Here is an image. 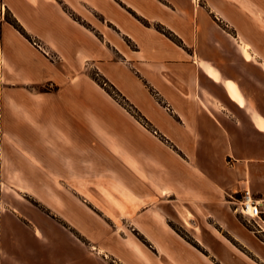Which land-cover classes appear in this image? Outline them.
<instances>
[{
  "label": "crops",
  "instance_id": "1",
  "mask_svg": "<svg viewBox=\"0 0 264 264\" xmlns=\"http://www.w3.org/2000/svg\"><path fill=\"white\" fill-rule=\"evenodd\" d=\"M200 1L3 0L0 139L30 141L26 172L58 227L9 233L41 238L43 259L14 258L0 229V264H264L230 204L247 190L264 205V0ZM66 9L101 13L107 42Z\"/></svg>",
  "mask_w": 264,
  "mask_h": 264
},
{
  "label": "rangeland",
  "instance_id": "2",
  "mask_svg": "<svg viewBox=\"0 0 264 264\" xmlns=\"http://www.w3.org/2000/svg\"><path fill=\"white\" fill-rule=\"evenodd\" d=\"M195 4L201 5L200 0H194ZM67 13H69L73 20L78 21L83 26L94 32V34L101 40H104L105 35L108 30L103 28L101 23L106 22L105 17L99 12H92L89 9L85 10V17L83 18L78 13L66 9ZM133 17L141 23L143 26H149V23L145 20L140 19L139 17L133 15ZM108 28V26L105 24ZM21 27V26H20ZM22 28V27H21ZM158 28V29H157ZM155 29L164 34L168 33L173 37V41L177 44H181V42L177 39L173 33L164 27L157 25ZM104 31L101 33V31ZM162 32H161V31ZM24 31V30H23ZM25 32V31H24ZM166 37L170 38L166 34ZM107 42L106 40H104ZM127 41L126 39L124 40ZM127 43V42H126ZM91 73H97L95 71H91ZM98 78V77H97ZM100 79V78H99ZM102 88V87H101ZM115 88V87H114ZM103 89V88H102ZM116 89V88H115ZM104 90V89H103ZM117 90V89H116ZM105 91V90H104ZM118 91V90H117ZM120 93V92H119ZM122 95V94H121ZM123 96V95H122ZM124 97V96H123ZM30 141H27L24 137H18L17 139H0V154H1V171H0V210L3 213L16 211L24 215L25 218H29L30 222L26 219H22L20 217H6L4 216L2 222L0 224L1 229V240L2 245L6 246L9 243V240H12L9 236L11 230H23L26 227L31 229H37L44 231L47 228H55L58 227L57 222L47 220V209L44 208L42 200L45 195H47L48 189H44L41 187L34 186L30 183V177L26 172V166L28 164V156L26 155L28 151L31 149ZM12 167L14 170L9 171V168ZM9 183L15 184L16 187L10 186ZM57 189H55L56 191ZM58 204H53V210L56 211ZM238 219L245 225L248 229L253 230L252 226L246 222L244 218H242L239 214H237ZM20 218V219H19ZM17 221V222H16ZM15 239L14 243L18 244L19 248L15 251V257L17 259H43L48 258V256H43L41 253V249L45 244H43L41 238L37 236H28L26 237L23 234L25 239H20L21 232L14 233ZM261 238L264 240L262 234ZM27 242V243H26ZM23 245L30 246L34 249L39 250L38 255H32L30 252L20 249V246ZM7 257L3 254L0 259H6ZM83 258V256H82Z\"/></svg>",
  "mask_w": 264,
  "mask_h": 264
},
{
  "label": "built area",
  "instance_id": "3",
  "mask_svg": "<svg viewBox=\"0 0 264 264\" xmlns=\"http://www.w3.org/2000/svg\"><path fill=\"white\" fill-rule=\"evenodd\" d=\"M7 16V9L3 0H0V22ZM35 45H38L33 41ZM103 86L106 84L103 82ZM230 204L233 206V211L239 214L250 224L257 234H262L264 237V205L261 200H257L249 191L245 190L240 197L232 198Z\"/></svg>",
  "mask_w": 264,
  "mask_h": 264
},
{
  "label": "trees",
  "instance_id": "4",
  "mask_svg": "<svg viewBox=\"0 0 264 264\" xmlns=\"http://www.w3.org/2000/svg\"><path fill=\"white\" fill-rule=\"evenodd\" d=\"M9 23L13 26L15 30H17L22 36L29 39L26 33L23 31V29L20 27V25L15 20H8ZM158 29V28H157ZM161 31V30H160ZM162 32V31H161ZM167 36H169L171 39L173 37L168 34L164 33ZM98 77V78H97ZM91 78L100 86L102 87L105 92L113 99L115 100L123 109H125L137 122H139L143 127L146 129H150V124L148 121L137 111V109L129 103V101L119 93L111 84H109L103 77L98 75L97 73H91ZM100 78V79H99ZM103 82L106 84V86H103ZM245 226V225H244Z\"/></svg>",
  "mask_w": 264,
  "mask_h": 264
}]
</instances>
